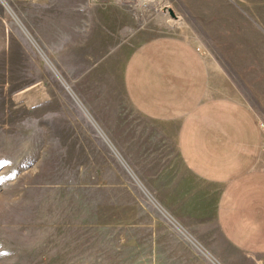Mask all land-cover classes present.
I'll return each mask as SVG.
<instances>
[{
	"label": "rangeland",
	"instance_id": "374dc122",
	"mask_svg": "<svg viewBox=\"0 0 264 264\" xmlns=\"http://www.w3.org/2000/svg\"><path fill=\"white\" fill-rule=\"evenodd\" d=\"M24 2L28 3L0 0V264H264V255L239 252L222 237L213 212L212 193L218 196L219 186L200 184L201 192L208 191V216L192 234L211 258L181 233L185 243L170 233L154 235L138 227L128 242L122 231L94 227L98 208L104 206L107 212L108 195L90 184H49L44 161L35 162L40 130L102 127L75 96V84L83 86L96 106L116 105L132 125L154 128L133 110L124 75L134 51L162 35L193 42L209 64L210 89L246 103L264 132V72H252L255 66L249 64L241 65L240 71L233 62L239 58L225 55L216 38L223 35L209 31L221 10L194 8V0ZM38 4L44 12L38 13ZM244 11L255 16L254 8ZM35 17L36 23L40 17L41 35L58 72L39 48L43 41L36 37ZM172 146L170 142L171 161L183 170ZM59 150L70 154L73 148ZM261 161L264 165V141ZM68 165L56 167L55 176L95 181L97 169L84 168L79 175L75 161ZM144 198L159 214L157 205Z\"/></svg>",
	"mask_w": 264,
	"mask_h": 264
},
{
	"label": "crops",
	"instance_id": "0c3cea01",
	"mask_svg": "<svg viewBox=\"0 0 264 264\" xmlns=\"http://www.w3.org/2000/svg\"><path fill=\"white\" fill-rule=\"evenodd\" d=\"M194 1V8L221 10L209 31L223 35L216 38L223 43L226 56L239 58L233 61L238 70L249 64L255 66L252 72L262 74L264 1ZM247 8H254L255 16H248ZM40 9L38 4V13L45 11ZM40 17L38 23L35 17L36 37L42 39L39 48L53 68L50 58L54 55L47 51L50 45L41 35ZM209 79V64L193 42L176 35L151 38L127 61L124 88L133 110L154 128L132 125L116 105L96 106L83 86L75 84L79 89L75 96L102 127L40 130L35 162L44 161L49 184H90L108 195L107 212L104 206L98 208L94 227L122 231L128 242L138 227L154 235L170 233L185 243L181 233L211 258L192 234L208 216V191L201 192L200 184L219 186L218 196L212 193L213 212L222 237L239 252L264 255L263 128L246 103L215 94ZM65 85L71 89L68 82ZM170 142L183 170L171 161ZM65 147L73 151L59 150ZM74 161L79 175L84 168L97 169L95 181L55 176L56 167L69 168L68 163ZM144 195L157 205L159 214L146 204Z\"/></svg>",
	"mask_w": 264,
	"mask_h": 264
},
{
	"label": "bare ground",
	"instance_id": "6f19581e",
	"mask_svg": "<svg viewBox=\"0 0 264 264\" xmlns=\"http://www.w3.org/2000/svg\"><path fill=\"white\" fill-rule=\"evenodd\" d=\"M15 16V18H16V15H14ZM48 61H49V59H48ZM53 69L55 70V71H57V69L55 68V67H53ZM58 72V71H57ZM85 111V110H84Z\"/></svg>",
	"mask_w": 264,
	"mask_h": 264
},
{
	"label": "water",
	"instance_id": "95a60500",
	"mask_svg": "<svg viewBox=\"0 0 264 264\" xmlns=\"http://www.w3.org/2000/svg\"><path fill=\"white\" fill-rule=\"evenodd\" d=\"M16 19H17V17H16ZM68 88V87H67Z\"/></svg>",
	"mask_w": 264,
	"mask_h": 264
}]
</instances>
